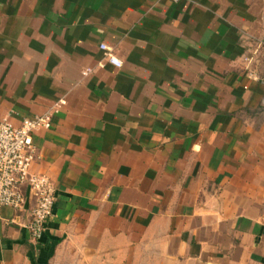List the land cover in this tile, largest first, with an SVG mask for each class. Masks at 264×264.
<instances>
[{
	"label": "crops",
	"instance_id": "obj_1",
	"mask_svg": "<svg viewBox=\"0 0 264 264\" xmlns=\"http://www.w3.org/2000/svg\"><path fill=\"white\" fill-rule=\"evenodd\" d=\"M60 99L0 264H264V0H0V118Z\"/></svg>",
	"mask_w": 264,
	"mask_h": 264
},
{
	"label": "built area",
	"instance_id": "obj_2",
	"mask_svg": "<svg viewBox=\"0 0 264 264\" xmlns=\"http://www.w3.org/2000/svg\"><path fill=\"white\" fill-rule=\"evenodd\" d=\"M101 48L110 63L122 66V60L112 48L107 44ZM92 71L87 68L84 74ZM64 102L60 99L42 114L22 117L18 123L10 117L0 118V209L4 206L21 209L32 195L35 205L27 228L35 240L42 237L53 215L56 190L48 176L32 169L36 160L33 137L38 130L51 128L53 115Z\"/></svg>",
	"mask_w": 264,
	"mask_h": 264
},
{
	"label": "rangeland",
	"instance_id": "obj_3",
	"mask_svg": "<svg viewBox=\"0 0 264 264\" xmlns=\"http://www.w3.org/2000/svg\"><path fill=\"white\" fill-rule=\"evenodd\" d=\"M67 264H69V262H67Z\"/></svg>",
	"mask_w": 264,
	"mask_h": 264
}]
</instances>
